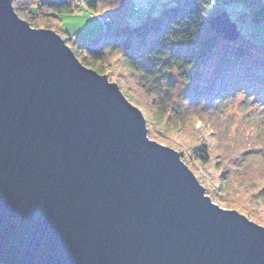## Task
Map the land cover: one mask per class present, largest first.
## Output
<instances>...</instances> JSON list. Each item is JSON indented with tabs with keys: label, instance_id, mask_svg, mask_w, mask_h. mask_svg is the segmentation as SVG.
Returning a JSON list of instances; mask_svg holds the SVG:
<instances>
[{
	"label": "water",
	"instance_id": "obj_1",
	"mask_svg": "<svg viewBox=\"0 0 264 264\" xmlns=\"http://www.w3.org/2000/svg\"><path fill=\"white\" fill-rule=\"evenodd\" d=\"M239 36L227 10L209 20ZM1 264H264V225L215 202L117 81L0 0Z\"/></svg>",
	"mask_w": 264,
	"mask_h": 264
},
{
	"label": "trees",
	"instance_id": "obj_2",
	"mask_svg": "<svg viewBox=\"0 0 264 264\" xmlns=\"http://www.w3.org/2000/svg\"><path fill=\"white\" fill-rule=\"evenodd\" d=\"M129 1L13 0V5L32 25L59 32L85 64L119 82L157 126L178 136L185 146L180 148L183 159L197 171L208 194L263 221L264 113L244 99L236 116L228 111L227 99L238 90H245L246 97L258 104L264 98V48L256 53L260 43L243 31L245 25L264 22V0H149L153 5L133 24ZM232 3L245 8L233 18L238 38L228 40L209 20ZM84 7L109 20L98 40L62 27V13ZM210 60L213 66L204 81H194ZM173 68L188 81L180 93L166 72ZM150 123L155 137V125ZM198 167L204 172L213 169V183L223 192L218 194Z\"/></svg>",
	"mask_w": 264,
	"mask_h": 264
},
{
	"label": "rangeland",
	"instance_id": "obj_3",
	"mask_svg": "<svg viewBox=\"0 0 264 264\" xmlns=\"http://www.w3.org/2000/svg\"><path fill=\"white\" fill-rule=\"evenodd\" d=\"M149 4H151L149 0H130L129 1V11H128V14L130 15V23H132V24L136 23L139 20V18H141L144 15V13H145L144 10L146 7L149 6ZM151 5H153V4H151ZM244 8H245V6L242 4L232 3V4L226 5V9L228 11H231V17L232 18H234L236 16V11L242 10ZM155 11H156V9H155ZM61 15H62V27L63 28L68 30L70 33H83V34H81V36H87L88 35L90 38H93V39L97 38L96 40H98L102 36V34L105 33V30L107 28L106 25L109 23V20H107L106 17L101 16L100 14L96 13L95 11L89 10L86 7L82 8V9H77L74 12L62 13ZM37 27H45V26H37ZM48 28H52V27H48ZM243 31H244L246 36L253 38L256 42L260 43L259 45L255 46L254 51L258 54L262 53L263 48H264V22L258 23V24H252V25H245L243 27ZM86 65L91 67L88 64H86ZM212 66H213V60L208 61V63L201 68L202 69V71H200L201 74H199V75L195 74L193 80L194 81L198 80L199 82H203L205 76L210 73ZM167 71H168V74L173 79L176 80V93H180L183 89H186V85H188L187 84L188 81L184 79V77L182 76V73H180L176 68L168 69V70H166V72ZM110 80L115 81L112 79H110ZM193 80L191 82H193ZM119 85H120V83H119ZM120 87H121V85H120ZM121 89L123 90L122 87H121ZM123 92L125 93L124 90H123ZM246 94L247 93L245 90H242V91L238 90V91H235L232 95H230L227 99L228 107H229L228 111L229 112L233 111V113H235L236 116H239L240 112L238 110V104L241 101H243L244 99H246V100H249L251 102V106L253 109L258 111L259 113H261V112L264 113V102L262 101V100H264V98H262V100H260L259 104H258L257 101H253L251 98H249V96L246 97ZM125 95L128 97V99L132 103L139 106L141 108V110L143 111V114L146 117V121H147L148 134L151 138H153L159 142H162L166 145H169L178 151H180V148H185L183 141L178 136L173 135V133H171V130H169V129H167V130L161 129V127L159 125L157 126V124H159L157 122V120H156V122H154L152 120V118L149 116V113L142 107V105H140L137 101L132 99L126 93H125ZM150 122H152L155 125V127H154L156 129L155 130L156 131L155 137L151 136V133H150L151 132V128H150L151 123ZM184 160L188 164V161L186 159H184ZM189 167L197 175V173H196L197 171L195 172V170L190 165H189ZM198 172H199V174L202 175V177L207 179L212 185L213 184L215 185V182L213 183L212 177L216 176V172H214L213 169H208L206 172H204L200 167H198ZM197 177L200 180V177L198 175H197ZM200 182H201V180H200ZM201 183L203 185L205 184L203 182H201ZM215 187H216V191L218 194L220 192H223V191H221L220 184L215 185ZM212 199L215 202L219 203L218 199H216V197L215 198L212 197ZM219 204L223 207L231 208L230 206H228L225 203L224 200ZM233 208L237 209L236 207H233ZM237 210L240 211L239 209H237ZM257 212H258V215L261 216L263 214V209L260 208V209H258ZM241 213H243V212H241ZM248 217L253 219L254 221L264 225V220L263 221L259 220V219L256 220V219H254V217H250V216H248Z\"/></svg>",
	"mask_w": 264,
	"mask_h": 264
}]
</instances>
